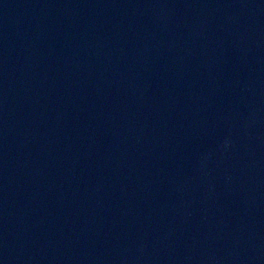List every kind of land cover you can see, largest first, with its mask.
Returning a JSON list of instances; mask_svg holds the SVG:
<instances>
[{"label":"water","instance_id":"95a60500","mask_svg":"<svg viewBox=\"0 0 264 264\" xmlns=\"http://www.w3.org/2000/svg\"><path fill=\"white\" fill-rule=\"evenodd\" d=\"M0 264H264V0H0Z\"/></svg>","mask_w":264,"mask_h":264}]
</instances>
